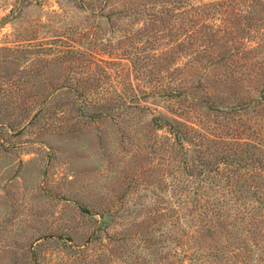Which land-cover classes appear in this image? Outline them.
<instances>
[{
	"label": "rangeland",
	"instance_id": "374dc122",
	"mask_svg": "<svg viewBox=\"0 0 264 264\" xmlns=\"http://www.w3.org/2000/svg\"><path fill=\"white\" fill-rule=\"evenodd\" d=\"M160 9L157 0H0V264L188 263L161 241L159 214L174 193L152 123L180 103L106 109L131 83L148 85L133 73L154 67L153 53L132 32ZM209 79L221 106L256 93L250 82ZM80 91L89 101L81 112ZM216 114L204 121L226 138L251 141L264 122V108Z\"/></svg>",
	"mask_w": 264,
	"mask_h": 264
},
{
	"label": "trees",
	"instance_id": "16d2710c",
	"mask_svg": "<svg viewBox=\"0 0 264 264\" xmlns=\"http://www.w3.org/2000/svg\"><path fill=\"white\" fill-rule=\"evenodd\" d=\"M157 1L161 9L132 32L144 37L153 53L149 63L157 68L135 69L133 76L143 74L148 85L131 83L125 96L118 95L121 104L106 109L125 110L150 98L180 103L152 118L155 129L163 130L157 150L172 177L164 187L174 193L173 207H162L159 214L161 241L175 245L177 261L214 264L218 257L223 264H264V122L257 120L255 139L248 141L211 132L203 118L264 108V0ZM210 76L230 87L253 83L256 93L221 106L207 92ZM194 78L197 83L189 86ZM75 96L81 112L89 101L83 91ZM104 221L101 213L99 226Z\"/></svg>",
	"mask_w": 264,
	"mask_h": 264
}]
</instances>
